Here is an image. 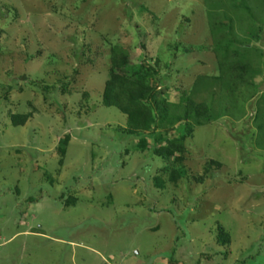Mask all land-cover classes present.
I'll return each mask as SVG.
<instances>
[{
	"label": "rangeland",
	"instance_id": "obj_1",
	"mask_svg": "<svg viewBox=\"0 0 264 264\" xmlns=\"http://www.w3.org/2000/svg\"><path fill=\"white\" fill-rule=\"evenodd\" d=\"M252 1L254 19L232 0H0V264H264V5ZM113 48L130 77L145 62L157 73L146 82L172 114L184 92L211 108L191 119L186 177L153 152L176 129L140 150L104 107ZM224 57L250 65L248 86Z\"/></svg>",
	"mask_w": 264,
	"mask_h": 264
},
{
	"label": "trees",
	"instance_id": "obj_2",
	"mask_svg": "<svg viewBox=\"0 0 264 264\" xmlns=\"http://www.w3.org/2000/svg\"><path fill=\"white\" fill-rule=\"evenodd\" d=\"M232 1H236L235 9L238 8L244 13L251 15L253 19L255 18V10L248 6L247 0ZM261 1L264 5V0ZM232 6L234 8V5ZM212 28L216 32L226 29L229 36L233 31L232 26L224 22H217ZM1 34L2 31L0 30V36ZM256 35L252 33L251 36L257 39L258 36ZM230 42V44H234V41ZM221 48L219 49L220 51H227L229 45H221ZM226 59L225 57L224 61L222 59L223 63L220 66L224 73L227 72L230 75V78L235 83L234 86H248L249 82L246 76L251 69L250 65L240 62L230 64ZM110 64V77L105 84L103 92L104 107L116 108L127 117L125 136L140 141L137 146V149L140 150L148 148L146 146L147 134L151 133L154 141L160 143L163 137H166L171 130L176 129L179 139L167 141L165 145L156 148L153 152L157 158L174 166L170 172L172 181L186 177L183 160L185 139L187 138V132L192 128L191 119L206 122L212 120L209 105L195 102L184 92L181 97V105H173L174 109L181 111H178L177 114H172L170 109L172 104L167 101L157 100L156 89L158 85H149L146 82L149 76H158L151 67L146 65V62L139 68V71H136V78H132L128 74L130 64L128 55L113 48ZM159 84H163V82L160 81ZM31 117V114L12 115L11 121L16 128L24 127ZM158 130H162V133L158 134ZM62 153L65 154L64 149ZM218 241L222 245H228L230 237L228 234L221 232Z\"/></svg>",
	"mask_w": 264,
	"mask_h": 264
}]
</instances>
